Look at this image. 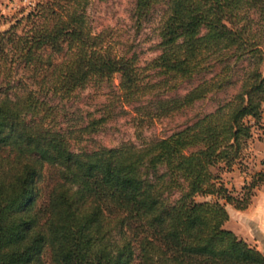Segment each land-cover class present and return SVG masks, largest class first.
I'll return each mask as SVG.
<instances>
[{
	"label": "trees",
	"instance_id": "trees-1",
	"mask_svg": "<svg viewBox=\"0 0 264 264\" xmlns=\"http://www.w3.org/2000/svg\"><path fill=\"white\" fill-rule=\"evenodd\" d=\"M159 1L135 0L138 20ZM89 2L39 0L0 33V264H264L225 227L226 205L247 209L264 171L239 191L220 177L263 119L264 55L246 18H264V0H168L160 52L145 67L115 53L107 32H93ZM242 61L231 99L139 145L75 152L48 125L51 106L39 95L70 96L119 75L121 98L138 102L140 123L152 122L220 89L216 76ZM196 77L183 95L143 102L158 84Z\"/></svg>",
	"mask_w": 264,
	"mask_h": 264
},
{
	"label": "rangeland",
	"instance_id": "rangeland-1",
	"mask_svg": "<svg viewBox=\"0 0 264 264\" xmlns=\"http://www.w3.org/2000/svg\"><path fill=\"white\" fill-rule=\"evenodd\" d=\"M37 1L39 0H0V33L26 15ZM167 1L160 0L142 20H138L135 14V0H90L86 15L93 32H107L115 53L136 57L137 65L145 67L160 52L157 46L160 41L159 30L167 14ZM246 21L264 55V18L252 12ZM22 26L23 24L18 33H21ZM246 67L247 63L244 61L235 64L227 72V78L216 76V81H222L220 89L213 90L206 98L197 100L170 116L152 122L144 120V123H140L134 110L138 102L129 105L121 98L119 75H114L110 81L78 89L70 96L54 95L46 90L39 95L51 106L48 125L64 133L71 150L91 151L100 147H117L124 143L139 145L168 137L226 103L239 91L240 78ZM219 70V67L216 68L208 77ZM25 73L28 74L27 71ZM147 75L154 82L163 79L155 71H149ZM199 79L200 77H196L178 84L171 82L169 86L158 84L153 94L144 98L143 102L150 97L183 95L197 85ZM172 86L175 88L170 90L169 87ZM259 171H264V108L261 124L253 129L252 137L242 151L239 162L230 170L223 167L220 177L228 189L239 191ZM46 183L47 181L42 183L44 190ZM176 197L178 193L172 199ZM197 199L203 200L200 197ZM226 209L229 220L225 227L264 254V184L255 190L247 209L236 210L231 205H226Z\"/></svg>",
	"mask_w": 264,
	"mask_h": 264
}]
</instances>
